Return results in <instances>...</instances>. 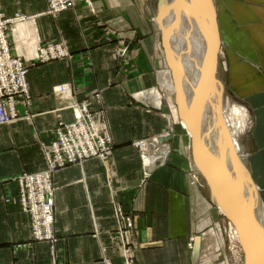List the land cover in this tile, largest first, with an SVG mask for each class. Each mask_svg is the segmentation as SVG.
<instances>
[{
	"label": "crops",
	"instance_id": "1",
	"mask_svg": "<svg viewBox=\"0 0 264 264\" xmlns=\"http://www.w3.org/2000/svg\"><path fill=\"white\" fill-rule=\"evenodd\" d=\"M92 1L97 16L87 4L79 3L53 18L38 16L46 10V0H1L6 17L20 13L36 17L34 22L13 28L15 42L27 41L34 27L40 41L59 38L73 53L89 47L97 72L89 76L85 69L64 60L36 65L28 73L35 117L0 126V264H106L101 243L109 247L106 255L111 263L121 264L116 243L107 234L115 227L110 191L127 210L140 213L138 264H195L197 242L191 249L190 237L205 231L222 215L205 200L202 189L190 182V138L174 117L173 105L156 97L162 104L153 110L145 94L140 101L133 98L156 84L153 71L162 53L158 27L147 17L146 0ZM214 2L228 70L226 87L251 110L253 150L248 162L250 158L264 198V0ZM108 24L124 30L131 43V63L122 70L126 75L118 78L115 43L104 35ZM72 68L83 76L78 78L74 72L72 81ZM65 82L71 83V90L74 87L75 99L88 96L92 110L105 108L115 147L107 164L94 158L56 172L55 230L59 240L54 245L31 239L29 216L17 200L19 186L14 178L45 167L38 138L50 140L59 115L67 122L74 120L73 109L64 106L67 100L52 91ZM93 91L100 96L92 95ZM170 128L174 131L167 158L162 165L148 166V179L141 185L145 167L134 142L164 135Z\"/></svg>",
	"mask_w": 264,
	"mask_h": 264
},
{
	"label": "rangeland",
	"instance_id": "2",
	"mask_svg": "<svg viewBox=\"0 0 264 264\" xmlns=\"http://www.w3.org/2000/svg\"><path fill=\"white\" fill-rule=\"evenodd\" d=\"M62 3H64L65 6L62 5ZM79 3L87 4V7L90 9L91 14L97 16L98 11L95 8L92 0H46V4H47L46 10L43 11L38 16L41 17V16L48 15L50 17L56 18L65 11L73 10L75 6ZM61 6L65 8H61ZM162 8H163V4L161 0H146L145 11H146L147 17L149 18L150 22L158 27V32L161 37L160 47H161L162 53L160 52L161 58L155 61L156 65L153 71V76L155 77V83H156L155 86L149 89H145L133 95V98L140 101V99L138 98H141L143 94H145V97L147 100L146 103L150 104L151 109L153 110H158V106H161L162 101L165 102V104L167 103V101H169L171 105H173L174 117L180 121L178 110L175 105V103H177L176 101L177 95L176 94L165 95V93L162 91L159 85L160 84L159 83L160 73L163 70L165 71L170 68L168 60H167L165 46H164L163 32L158 25L159 24L158 15L160 16V18H162V14H163L161 11ZM215 11H216V6H215ZM3 14L5 15L4 10H3ZM16 17H24V19H19V20L12 22L11 25L9 26L11 27L12 30L14 27H17L16 25L20 23H30L31 21L34 22L36 20V17L24 15L21 13L13 17H8V18L16 19ZM216 17H217V14H216ZM34 29L35 28L33 27V29L30 30L29 33H31V35L27 37L28 38L27 41L20 39L19 42L18 41L10 42L9 47L11 49L10 50L11 59L16 58L17 60L21 61L22 64L25 65L26 68L30 71V69H32L36 65L50 62V61H47V62L40 61L33 66L31 65L32 63H34V57L37 55V53L38 52L41 53L43 46H45L47 43H50L54 46L55 49L63 48L65 50V55L63 57H56L51 61L64 60L70 65H73V63H75L77 65V68H82V70L85 69L86 72L89 74V76H91L92 74H93L92 76L96 75L97 65L93 57V54L91 52L92 51L91 48L87 47L86 50L82 51L81 53H73L72 51H70L68 45L64 41L60 40L59 38L49 39L48 41H40V39H38V37L35 35ZM125 33L126 32L122 30L121 28H115L113 26H110L109 24L106 25V30H104V35L106 37L108 36V39L110 41H114L115 43V46L113 48V54H114L116 64L119 67L117 70V74H116L117 78L122 76L121 74L124 73L122 71L124 70V67L131 63V58H130L131 50H130V45H129L131 43L128 42V39ZM220 46L221 48L219 49V61H218V65L220 66V67L218 66L219 67L218 69H220V71L217 72L218 73L217 76L221 78L223 81H225V78H226L225 75L228 70H227V63L225 61V58L223 57L222 43ZM28 51H29V54H27ZM76 71L78 70H74V68L71 69V80L72 81H75L74 72H75V75L80 73V72L77 73ZM123 75H126V74H123ZM82 76L83 74L77 75L78 78ZM84 78H88V77L84 76ZM117 78H114V80H116ZM25 80L27 84L26 91H25L24 85H20V90H16V88L11 89L12 93L15 94L13 95V99L16 101L19 100L17 102V105H21V107L19 106V108L16 106L17 107V117L16 118H18L16 121H24V120L31 121L35 117V113L32 111L33 102L32 100L29 101V99L32 98V94L30 90V84L28 82V76ZM11 84H13V82H11ZM85 85L88 86V83H86ZM70 87H71V83L69 82L60 83L54 86L52 91L54 95H57L58 97L60 96L61 98H65V100H67L65 101L64 106L70 107L72 109L73 107H78L79 113L84 112L82 105H86L87 108L96 115L97 118H96L95 124L99 126L100 128L99 132L102 134V137L105 139L110 138L112 149L111 151H109V153H105L104 159L103 158L101 159L98 157H91L86 160H83L79 156H76V159L73 162L67 161L66 158L70 156L72 147L75 145V141L74 139H71V137L73 136L74 138H76V136L69 132L67 125L65 124H69V123L75 124L77 123V120L74 117L73 121L67 122L63 120L61 116L59 115L58 121L56 122L55 126L51 129L52 135H51L50 140L45 141L41 137L38 138V145L40 146L41 153L45 159V167L41 170L34 171V172H27V171L22 172L19 176L14 178V180L17 182L19 186V193H18L17 200L22 208V211L27 214H28L27 210H29L30 213H35V211L31 210L30 208L31 203L33 204L41 203V196L37 195V192H36L39 186L38 185L34 186V191L36 192V195L35 197H32L31 196L32 186L30 185V181H29L31 180V178L27 177V175L45 173V175H49L50 178L52 176L53 180H55L56 172L71 164H82L94 158L100 159L102 162L107 164V161H109V159L113 155L114 147H115L114 140H113L110 123L108 122V119L106 117L105 108L99 109L98 111L92 110V107L90 106V103L88 102L89 97L87 96V98L82 99L80 101L75 99L74 97L75 89L73 87V89L71 90ZM225 90H226L225 96L231 98L232 100H235L237 102L244 104L227 88ZM94 92L95 91L92 92V95H95L98 98L100 96V92H97V94L96 93L94 94ZM156 97L157 98L163 97L162 101L158 103L156 101ZM248 112H249V117H251V119L250 118L248 119V117L246 118L247 124L244 127L245 132H242L240 136V140H241L240 142L242 146L245 148V152L247 154H250L251 150H253V142H252L251 133H252V128L254 124H252L253 122H252L251 110L249 108H248ZM14 122L3 124V126L10 125ZM0 126H2V124H0ZM76 127L80 129V124L78 123ZM60 129H63V130H60ZM172 131H174V128L167 132L173 134ZM77 132L80 133L79 131ZM189 138L191 139L190 135H189ZM152 139H149V140L141 139L139 141L134 142V146L137 147L140 151L141 162L143 166L145 167V174L143 173V178H141V182H140L141 185H143L146 179H148L147 177L149 174L148 165L145 159L146 154H148V150L145 148L146 145L142 144V142L143 141L149 142ZM67 142H70L71 144L66 146L65 144ZM171 147H172V140L166 141V148L170 150ZM189 148H190L189 150L190 155L192 157L191 144H189ZM157 152L158 151H156V154ZM250 161L251 160L249 158V162ZM51 165L53 166L59 165L60 168L58 167L55 170V172L52 173V170L50 169ZM249 167H250V163L247 168H248V171H249V174L252 180L255 182L252 169L251 167L250 168ZM193 168L195 167H193V162H192L191 164H189V168H188V176H189L190 182L193 185H196L202 189L203 197L205 198V200H208L210 206L213 209L215 208L219 209L212 200L211 193L208 189L209 187L207 183L205 182V180H203L201 176H199L200 174L197 172L196 168H195L196 172H193ZM195 173L198 174L197 176L199 178L198 181H200L201 184L197 185L196 181L193 179V176ZM41 179H44V178L43 177L38 178V180H41ZM54 187L56 189L55 192L51 193L49 190H47V193H45L43 197V199L46 201H48L49 199H52L53 204H54V207H53V216H54L53 220L54 221L52 222L53 224L50 222L51 224L50 228L48 229V225H47L48 222H46L45 216L38 215V217H36L38 221L37 226H36V219L30 216L29 214L28 216L30 220L29 226H30L31 239L34 241H38V242L48 241L55 245V243L59 240V237L57 236L56 230H55V221H56L55 220V213H56L55 212L56 210L55 200H56V192L58 190V187L56 186L55 181H54ZM258 192L260 193L259 194L260 198L263 200V203H264V198H262L261 196V190L258 189ZM110 197H111L110 201H111V207H112V216H113L115 227L114 229L107 231V234L116 243L115 249L117 250L119 256L122 259L121 264H138L137 254L139 251L137 249L142 246L138 240V234H137V221L140 218V213L127 210L123 203L115 199V195H113L111 191H110ZM220 215H222L221 216V218L223 217L222 219L218 217V219H216L207 229H205V231H202L200 232V234L192 235L190 237L189 247L191 249L195 248V244L197 242V247H196L197 257L195 259V264H244V254L242 252V248L240 245L239 236L234 233L235 227L230 221L226 219V217L223 215L221 211H220ZM38 228L40 229V232L38 231ZM95 235L96 236L99 235L98 229H96ZM101 244H102L104 262L106 264H112L110 258L106 255L109 251V247L105 245L104 243H101Z\"/></svg>",
	"mask_w": 264,
	"mask_h": 264
},
{
	"label": "bare ground",
	"instance_id": "3",
	"mask_svg": "<svg viewBox=\"0 0 264 264\" xmlns=\"http://www.w3.org/2000/svg\"><path fill=\"white\" fill-rule=\"evenodd\" d=\"M196 1L201 5L207 3L206 0ZM161 2L163 4L161 23L168 34L170 61L178 72L181 87H178L171 68L160 73L159 85L165 95L176 94L177 100L179 94L183 95L185 107L188 108L201 84L209 46V23L198 9L196 11L192 7L189 0H161ZM226 88L225 81L217 76L216 82L207 93L200 109L199 132L208 144L223 180L240 198L250 216L264 230V203L260 198L257 184L249 174L248 154L240 142V136L242 132H245L246 118L251 119V117L244 104L225 96ZM175 105L178 110V104L175 103ZM219 110H221L224 126L219 120ZM186 132L190 135L188 131ZM169 135L173 137V134L166 133L154 137L149 142H142L148 150L145 158L148 166L152 164L155 167L164 163L170 150L166 148V142L160 143L158 138ZM194 167L203 178L201 170L195 164ZM197 176V173L193 176L195 181L199 179ZM219 210L221 211L220 208ZM234 233L239 236L236 228H234ZM256 254L260 258L259 254Z\"/></svg>",
	"mask_w": 264,
	"mask_h": 264
},
{
	"label": "water",
	"instance_id": "4",
	"mask_svg": "<svg viewBox=\"0 0 264 264\" xmlns=\"http://www.w3.org/2000/svg\"><path fill=\"white\" fill-rule=\"evenodd\" d=\"M206 1V4L201 5L196 0H189L192 7L196 11L198 9L209 23V46L200 88L188 108L185 107L183 95H178V113L184 128L191 136L190 144L193 162L196 167L201 170L202 176L209 187L208 189L211 193L213 202H216V206L221 209L226 219L231 221L238 231L240 245L244 253V264H264V230L260 224L250 216L243 202L223 180L217 168L216 161L211 155L210 148L200 135L198 128V116L201 106L210 88L217 80L219 49L221 48L215 3L213 0ZM158 23L163 32L164 46L169 67L174 72L178 87L180 88L178 72L170 61L168 34L161 23L159 15ZM219 120L221 125L224 126L221 110H219ZM172 138L171 135L161 136L158 138V141L160 143H165L166 141H171ZM256 253L259 254L260 258H258Z\"/></svg>",
	"mask_w": 264,
	"mask_h": 264
},
{
	"label": "built area",
	"instance_id": "5",
	"mask_svg": "<svg viewBox=\"0 0 264 264\" xmlns=\"http://www.w3.org/2000/svg\"><path fill=\"white\" fill-rule=\"evenodd\" d=\"M62 5L65 6L64 3H62ZM61 8L65 7L61 6ZM19 19H24V17H16V19H10L8 17H5V15L3 14V6L0 0V124L2 125L14 122L18 119L16 118V106L19 100L16 101L13 99V95L15 94L12 93L11 89L16 88V90H20V85H24L25 91L27 90V84L25 79L28 76L29 70L26 68L25 65L22 64L21 61L17 60L16 58L11 59V49L9 47L10 42H14L13 30L9 26L12 22ZM64 55L65 50L63 48L55 49L52 44L47 43L45 46H43L41 53L38 52L37 55L34 57V63H32L31 65L33 66L40 61H51L56 57H63ZM11 82H13V84H11ZM30 100H32V98H30L29 101ZM82 106L84 112L81 113L78 112V107H73L77 123L65 124L67 125L69 132L76 136V138H74L73 136L71 137V139H74L75 145L72 147L70 156H68L66 160L73 162L76 159V156H79L83 160H86L91 157H98L104 159L105 153H109V151H111L112 149L110 138L105 139L102 137V134L99 132V126L95 124L97 118L96 115L92 113L86 105ZM78 123L80 124V129L76 127ZM77 131H79L80 133H78ZM70 144V142H67L65 145L68 146ZM58 167L59 165H51L50 169L52 170V173H54ZM193 172H196L195 168H193ZM27 177L31 178V180H29L30 185L32 186L31 196L35 197L36 192L37 195L41 196L40 204L31 203L30 205L31 210H34L35 213H30L29 210H27V212L30 216L35 219L36 217H38V215L45 216L46 222H48L47 225L49 229L51 226L50 222L52 223L54 221V204L52 199L46 201L43 199V197L44 194L47 193V190H49L51 193L56 191L54 187V180L52 176L50 178L49 175H45V173L27 175ZM39 177H43L44 179L38 180ZM196 183L197 185L201 184L200 181H196ZM35 185L39 186L36 192L34 191ZM37 225L38 221L36 219V226ZM38 231L40 232L39 228Z\"/></svg>",
	"mask_w": 264,
	"mask_h": 264
}]
</instances>
